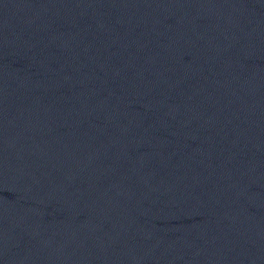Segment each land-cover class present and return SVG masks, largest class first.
<instances>
[{
  "label": "water",
  "instance_id": "95a60500",
  "mask_svg": "<svg viewBox=\"0 0 264 264\" xmlns=\"http://www.w3.org/2000/svg\"><path fill=\"white\" fill-rule=\"evenodd\" d=\"M0 264H264V0H0Z\"/></svg>",
  "mask_w": 264,
  "mask_h": 264
}]
</instances>
